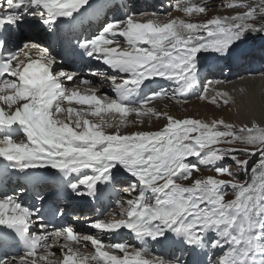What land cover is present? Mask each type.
<instances>
[{
  "label": "snow or ice",
  "instance_id": "6c2138e0",
  "mask_svg": "<svg viewBox=\"0 0 264 264\" xmlns=\"http://www.w3.org/2000/svg\"><path fill=\"white\" fill-rule=\"evenodd\" d=\"M183 2L187 6L176 3L172 10L187 17L209 10L208 4ZM218 7L235 14L193 23L180 17L139 22L135 17L146 14L132 13L78 40L84 56L106 66L103 73H92L102 75L113 93H103L101 99L92 81L55 70L63 61L41 44L26 40L5 55L3 33L28 18L56 32L60 23L72 24L90 8L103 13V5L93 6L90 0H0V190L13 179L23 181L21 195L25 186L55 181L94 201L114 190L122 173L132 179L124 188L131 198L116 201L121 219L88 224L98 234H83L71 225L50 227L41 206L30 207L15 193L0 196V252L23 248L19 257L0 256V264H57V255L59 264H189L185 252L203 255L206 264H264V129H236L223 119H180L150 106L161 99L187 103L199 86L202 53L226 56L247 35L264 33V0H229ZM160 81L171 87L145 92ZM80 84L89 85L91 94H82ZM206 92L197 98L206 99ZM210 102L219 106L215 97ZM160 119L165 123L159 130H138ZM130 127L137 130L123 131ZM221 144L233 147H217ZM257 152L255 179L248 183L194 177L202 166L234 177L228 166L219 165L229 159L247 171L248 160L238 154ZM189 180L191 184L184 183ZM229 188L235 199L225 201ZM105 235L121 239L106 242ZM169 241L178 245L179 253L170 258L149 246ZM72 243H90L93 251L81 253ZM56 247L59 254L52 250Z\"/></svg>",
  "mask_w": 264,
  "mask_h": 264
},
{
  "label": "bare ground",
  "instance_id": "6f19581e",
  "mask_svg": "<svg viewBox=\"0 0 264 264\" xmlns=\"http://www.w3.org/2000/svg\"><path fill=\"white\" fill-rule=\"evenodd\" d=\"M177 3H180L181 7L187 6L183 0H175ZM129 5L135 4L136 0H128ZM190 4H196V5H203L208 4V11L203 14H197L193 13L192 17H187L184 15V13L180 11H173L172 9H159L154 4H145L141 5L140 10L137 13H145L143 17H135L139 20V22H147L148 20H159L161 22H164L163 19H158L160 16H153L151 13L154 12H171V16L167 19H174L177 17H180L181 19L189 20L193 23H203L208 19L212 18V15L214 12H211V9L209 7H212L218 3V5H221V2L223 0H188ZM90 3L93 6L97 5H103L104 6V12L102 15V18H99V15H97V18L89 22L86 19L94 12V9H89L88 12L84 13L83 16H79L77 14V19L72 23L69 24L68 22L60 23L58 26V32L62 35L61 44L63 46H71L72 44H77V41L80 40V38L84 37L91 38L95 34L99 32L101 27L108 22L107 21V15L111 13L112 10L116 9L117 4L120 3V0H90ZM227 3V2H226ZM223 4V3H222ZM225 4V3H224ZM83 11V10H82ZM225 10L224 14H226ZM120 11L116 10V15H112L109 17V20L113 19H124L127 15L131 14L129 10L126 11L123 15H120ZM100 19V22H97ZM26 26L31 27L36 32V37L40 40H43L45 42H54L52 33L48 32L46 29H44L41 25H39L36 21H32L31 19H26L23 24H21L18 28L13 29L14 34H22L25 31ZM74 30V34L65 35V30ZM82 31H84V34L81 36ZM81 36V37H80ZM80 37V38H79ZM122 40V38H121ZM35 53V50H32ZM69 57H65L63 59L64 62H67ZM238 68L228 77L225 78H216L208 85V88H205L199 83V86L189 95L188 102L187 103H180L177 104L173 100L170 99V105H164L163 102H159V100H156L153 102L150 106L155 107L157 111L161 112H168L175 116L176 118H193V119H199L204 120L205 122L211 123L212 120H219L223 119L225 123H230L235 126L236 129H239L241 127H248L252 128L254 125L258 126L259 128L264 129V69L261 68L263 61L258 60L257 57L253 56L252 53L245 54L242 58V61L237 63ZM89 66L95 68V69H102L103 72L105 71L106 66H103L99 61H96L94 59H91ZM87 65V66H88ZM77 67L79 66H86L85 64L77 62ZM200 69H204L205 65L200 62L199 64ZM91 73H94V70L89 71ZM77 73V72H76ZM109 75L112 74L110 71L108 73ZM93 75V74H92ZM98 81L102 82L106 86V93L109 95H113V93L110 91L108 82L106 80H103L102 75H93ZM201 76V72L199 74V78ZM77 78H75L76 80ZM160 87H163L165 89L170 88L171 85L166 81H160L159 84H153L152 89H146L147 91L152 90H158ZM204 89H207L206 92V99H191L193 98V94L195 92H200L199 96L202 94ZM244 92L246 94L244 95ZM222 96V97H221ZM215 97L217 100V105L212 104L210 101L212 98ZM228 99L229 103L227 105L223 104V100ZM163 100V99H161ZM169 100V99H168ZM164 121L163 119L159 120ZM155 121V122H159ZM164 123L162 124H148L146 122L145 126L140 127L138 130L140 131H156L159 130ZM137 130L136 128H128L123 131L125 132H132ZM112 131V130H109ZM23 137V134L21 133L19 138L21 139ZM47 171V170H45ZM212 175V174H211ZM128 176L126 173H122V178H125ZM205 177V176H204ZM129 180L123 179L121 180L120 184H116L115 189L111 190L110 194H108L107 197L102 198L100 196L96 200H91L87 197H78L75 196L70 189H67L62 186V184H58L55 181H48L45 183H42L36 188H32L29 186L27 187L28 193L26 194L25 198H20L23 203L30 207L34 206H41L43 208V211L47 209V207L54 203L52 201L53 197L55 195H58L60 198L64 199L63 201L69 205L70 212H69V220L72 221L73 225L76 229L83 226L86 227L88 224L92 221L101 219V215L104 211L107 209L112 210L113 206H116L118 209L112 210V217L109 218L107 221L111 220H119L121 219L119 213H120V207L116 203L117 200H126L131 197L128 196V194L124 191L123 187L126 186V183ZM23 184V181H18L13 179L10 181L7 186L0 190V196H3L5 194L11 195V190H15V187L13 185H16L17 183ZM20 188V186H18ZM49 189L47 192L46 190ZM133 196L134 193H132ZM38 196H43L44 200L43 202H40L37 200ZM111 196V198H109ZM79 202L84 203V205H78ZM86 211H93L92 214L87 215ZM77 217L79 219H77ZM104 239V238H103ZM121 238L116 237L115 240H119ZM105 240V239H104ZM106 242H109L105 240ZM113 242V241H111ZM129 242H132L129 240ZM171 241L164 243L163 248L161 251H155L152 247V251L164 256V257H172L178 253V247L176 248H170ZM89 248H91L89 243ZM92 249V248H91ZM54 252H57L59 254V247L52 249ZM93 251V249H92ZM81 253H90V252H81ZM59 256V255H57ZM184 258L189 261V264H192L193 260H198L201 262V264H206L205 257L203 255L200 256H194L192 253L185 252ZM56 259V257H55ZM60 257L56 262L59 264Z\"/></svg>",
  "mask_w": 264,
  "mask_h": 264
},
{
  "label": "rangeland",
  "instance_id": "374dc122",
  "mask_svg": "<svg viewBox=\"0 0 264 264\" xmlns=\"http://www.w3.org/2000/svg\"><path fill=\"white\" fill-rule=\"evenodd\" d=\"M226 2H229V0H223V2H221V4L225 3ZM218 3H216V5L212 6V7H209L211 9V12H214V14L212 15V18L216 17V16H231V15H234L235 12L231 9H227V8H220L218 7ZM225 10H228L226 11V14L222 13L224 12ZM116 15V13L114 14V16ZM172 15V14H171ZM170 16H165V17H159L158 19H163L164 18V22L167 21V19L169 18ZM203 54H207V53H203ZM199 93L200 92H195L193 94V98L191 97V99H198L197 97L199 96ZM246 94V92H244V95ZM222 97V96H221ZM167 100V101H165ZM165 101L163 104L164 105H170V99H163V100H159V102H163ZM155 102V101H154ZM170 114V113H169ZM172 115V114H171ZM165 123V121H159L158 123L153 121L151 124L154 125V124H162ZM221 130H223V127L221 126ZM217 147H221V148H228V147H233L232 145H227V144H221V145H217ZM234 147L238 148V149H243L245 147V145H242V144H236L234 145ZM239 155V159L241 160H244V159H247L248 162L251 161V157L252 156H247V155H244V154H238ZM256 155L259 156V153H257ZM219 166H228L230 168V171L232 173H234V177L232 176H229V175H218L214 170H208L206 168H204L203 166L201 167V170L200 172L198 173H195L194 172V177L195 178H200V177H208V176H213V177H216L217 179H223V180H234V182H243V183H248L249 181L255 179V175L254 173L251 171L250 173L248 172V174L245 172V170H242V169H239L233 161L229 160V159H225L221 165ZM257 167V166H256ZM254 167V168H256ZM212 174V175H211ZM247 174V175H246ZM244 178V179H243ZM184 183H187V184H191V181H186ZM15 193V192H14ZM235 199V193L229 188L227 190V195L225 196V201H231ZM119 210V208H117ZM113 210V209H112ZM111 210V212H112Z\"/></svg>",
  "mask_w": 264,
  "mask_h": 264
},
{
  "label": "trees",
  "instance_id": "16d2710c",
  "mask_svg": "<svg viewBox=\"0 0 264 264\" xmlns=\"http://www.w3.org/2000/svg\"><path fill=\"white\" fill-rule=\"evenodd\" d=\"M261 35H263V33L250 34V38L248 39V42H258ZM259 159H260V157L258 155H253L251 157V161H249L248 165H247V171H245L247 174H248V172L250 173L252 171V169L258 165Z\"/></svg>",
  "mask_w": 264,
  "mask_h": 264
}]
</instances>
